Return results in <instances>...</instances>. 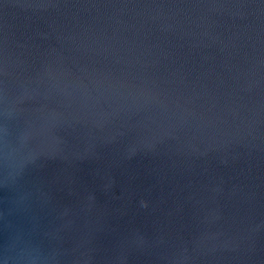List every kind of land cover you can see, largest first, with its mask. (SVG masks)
<instances>
[{"label":"water","instance_id":"obj_1","mask_svg":"<svg viewBox=\"0 0 264 264\" xmlns=\"http://www.w3.org/2000/svg\"><path fill=\"white\" fill-rule=\"evenodd\" d=\"M0 264H264V0H0Z\"/></svg>","mask_w":264,"mask_h":264}]
</instances>
